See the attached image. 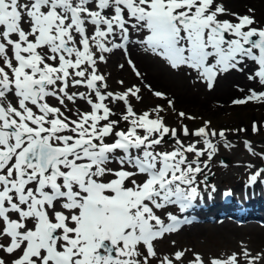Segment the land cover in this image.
I'll return each mask as SVG.
<instances>
[{
  "label": "snow or ice",
  "instance_id": "snow-or-ice-1",
  "mask_svg": "<svg viewBox=\"0 0 264 264\" xmlns=\"http://www.w3.org/2000/svg\"><path fill=\"white\" fill-rule=\"evenodd\" d=\"M227 14L217 0H0V252L12 257L0 256V264L182 260L183 251L158 256L154 242L179 221L169 214L165 223L157 210H184L201 195L197 175L216 152L210 137L224 131L208 121L194 131L169 127L159 105L138 114L131 99L142 100L141 87L108 91L99 66L115 50L127 56L134 43L171 69L195 73L209 89L218 75L243 72L251 61L248 80L264 87V27L249 15L220 18ZM127 64L142 80L131 58ZM248 102L264 103V91L250 88L232 101ZM118 103L124 109L117 116L109 104ZM167 104L175 110L171 99ZM181 133L200 139L185 144ZM169 136L171 150H158ZM242 255L247 264L259 259ZM189 264L204 261L194 254ZM208 264L239 260L234 253Z\"/></svg>",
  "mask_w": 264,
  "mask_h": 264
},
{
  "label": "bare ground",
  "instance_id": "bare-ground-1",
  "mask_svg": "<svg viewBox=\"0 0 264 264\" xmlns=\"http://www.w3.org/2000/svg\"><path fill=\"white\" fill-rule=\"evenodd\" d=\"M217 2L222 3L228 12L227 15L221 16V19H228L232 21L233 16L231 13H237L239 9H242L243 12L245 8L246 10L244 11L249 12V9H251L253 12H255L257 19H264V0H217ZM243 14L246 13H241L240 16H243ZM25 27L27 26L25 25ZM133 35H135L136 39L142 38L141 34ZM130 46L131 45L129 44L127 56L123 50H115L113 53L107 54V63L100 64L99 70L106 76L108 86L120 88L115 92H122L125 88L130 87L127 83L136 84L141 87L142 91L140 95L142 96V100L136 101L134 98L131 99L134 111L137 113L141 111L140 108H137L138 105H140L142 109H146L149 107V102L152 101L154 97H156L151 91L144 87V84L150 85L155 91L164 93L167 100L171 99L173 101L175 110L169 107L168 104L165 105V107L162 106V108L165 110L164 114L166 116L168 115V119L175 118L179 111H184L185 108H188L195 113L204 114L209 117L216 116L217 114H220V111H224L229 107L238 106L232 103V101L236 99L233 94L243 93L245 90L250 88L255 89L258 92L264 91V87L259 85L257 82L248 80V75L254 70L255 67L251 61L246 62L247 66H240L244 68L243 72L230 70L227 73L218 75L214 82L213 88L209 89L206 83L202 81H196L195 73L190 72V70L185 68L179 70L171 69L161 58L152 55L150 52H146L139 44H135V46H131V48ZM128 58L132 59L136 65V68L141 72L143 77L142 80L136 77L132 72V69L127 64ZM121 65H123V67H121ZM121 80L124 82L123 85L118 83V81ZM241 89H243V91H241ZM247 94L248 92L245 95ZM162 99L165 98H159V101ZM248 103L253 107H258V104H260L256 102ZM109 106L113 108L114 112L118 111L119 114L124 109L122 103L109 104ZM79 107H81L82 110H86V105L83 103H81ZM187 114L193 115L192 112H187ZM112 118L116 119L115 116ZM165 123L167 125L169 124L168 122ZM262 125L264 127V120ZM174 128L181 129L177 127V125H175ZM197 128L199 127H196L195 129ZM195 129L190 130L194 131ZM239 129H243V127L239 126ZM235 131L236 130H232V134H234ZM180 138L182 139V136H180ZM210 138L215 146L221 140V138L218 136ZM186 139L191 143L200 138L191 136L186 137ZM245 149L249 151L250 147L246 145ZM192 156L193 155L190 154L189 159H192ZM258 163L259 161L254 159H250L245 162L244 155L240 154V162L232 159L228 167L225 165L223 169L221 167L217 169V171H219L217 176L219 180L226 178L227 176H230V178L232 177L234 180L231 183L233 187L232 195L235 198L246 201L248 205V208H246L247 213L253 215V219H251L249 222L243 221L242 223H237L235 221H227L224 219V217H221L219 221L210 225L212 226V229L221 236L220 238L222 242L227 244V247L229 246V248L235 249L234 252L237 256H239L240 261H242L244 258L242 255L243 252H247L249 248L253 249L259 244L264 245V224H257V221H255L259 220V218L262 221L264 220V174L258 177L256 182H251L250 177L248 179H243L242 176L244 172H247L251 175L257 171H260L258 168L254 169L257 167L256 164ZM216 165L219 166V163H216ZM261 165L262 164H259L260 167ZM211 188L214 190L203 189L200 192L201 195L198 196L194 201V203L200 202V207L202 209L205 207L204 201H206V199L213 200L212 198H216V195L214 194L216 188ZM237 201L239 200H235V203ZM175 205L180 206L178 204ZM192 206L193 204L191 207ZM184 211L185 210H182V212ZM216 211H220L221 215L223 216H227L229 213L233 214V210L229 207L228 212L224 211L222 213L223 210H220L219 208ZM242 213L244 212L242 211ZM194 215L195 214H192L191 220H193ZM209 215H215V212L213 211ZM234 216L240 219L243 217L240 214H234ZM165 223L167 222L165 221ZM197 224L198 223H194L193 225L195 226ZM202 227L203 229H208V227L204 225H201V227L199 226V229ZM262 261L264 263V251L263 255H261L257 260L258 263H261Z\"/></svg>",
  "mask_w": 264,
  "mask_h": 264
},
{
  "label": "rangeland",
  "instance_id": "rangeland-1",
  "mask_svg": "<svg viewBox=\"0 0 264 264\" xmlns=\"http://www.w3.org/2000/svg\"><path fill=\"white\" fill-rule=\"evenodd\" d=\"M244 10H246V8ZM244 10L242 12V9H239L236 14H238L239 12V15L241 13H246L243 15H249L256 21L255 25H253L254 27H264V19L258 18V20L255 12H248ZM232 21H235L234 17H232ZM133 40H136V38H133ZM131 46L133 47L135 46V44L133 43L131 44ZM127 84L129 86L133 85L131 83ZM118 89L120 88L109 86L107 90L115 92ZM79 90L85 91L84 88H80ZM247 92L248 90H245L243 93L233 94V96L238 99L243 97ZM50 103H55V101L50 100ZM158 105L160 107H165V105H167V99H162L159 101V98L154 97L153 100L149 102V107L146 109H142L140 105L136 106L138 109L140 108V110L149 111ZM258 105V107H253L248 103L246 105L244 104L235 107H229L224 111H220V114L212 117L195 113L188 108H185L184 111H179L184 112L186 116H191L194 119L181 118L179 117V115H177L175 118L168 119V115L166 116L164 114L165 110L160 113V115L164 117L165 122L169 123V127H174L175 125H177V127L182 128L186 125L189 129H195L196 127H202L204 125V122L208 121L210 122L209 129L215 130L217 133L223 130L224 137H220L219 135H217L221 138V140L216 144V152L213 155L212 159L208 161V166L206 168H204L203 164H201L203 173L197 175V184L199 187V191H201L204 187H215L216 191L214 194L217 196V200L209 201V199H206V201H204L205 207L203 209L200 207V202H196V205L199 207L197 208V210L200 211L201 214L203 213V216L201 217L202 219H199L197 222L195 221L196 223H198L195 226L193 225L194 223L182 225L176 231L165 233L162 238L156 240L154 244L158 256L163 257L165 255H168L169 257H172L175 252L183 251L185 255L180 262H177V264H189V261L194 259V254H198L204 261V264H208L209 260L212 258L226 259L228 256H231L235 253V249L229 248V246L227 247V244L222 242L220 238L221 236L212 229V226H210L213 223L219 221L221 217H224V219H226L227 221H236L237 219L236 217H230L229 215L223 216L221 215L220 211H216L217 208H221L224 210L229 206H226V204H221V191L226 190L227 193H230V195H227L229 198V196H231L233 193V187L231 183L234 181L232 177L230 178V176L219 180L217 178L219 174V171H217V169L220 167L223 169L225 165H227L228 167L232 159L240 162V154H243L245 157V162L250 159L259 161V163L256 164L257 167H255L254 169L258 168L260 171L261 169L264 170V127L262 125L264 120V103H260ZM86 110H88L87 105ZM187 112H192L193 115H189L187 114ZM116 113L118 116L119 112L116 111ZM117 116L115 117L117 118ZM152 117L155 118V113H152ZM254 123L256 125L255 131L253 130ZM123 124L125 125V123ZM239 126L243 127V131H240ZM232 130H236L234 134H232ZM181 136L185 144L190 143V141L187 140L186 137H184L183 135ZM173 143L174 141L169 136L165 139L164 144L160 146L158 150H171ZM243 144H249V146L252 147L251 151L253 152V154L247 151L244 148ZM202 146L203 145L201 144L198 147ZM189 155L190 154H188V157ZM200 159L204 161L208 160V157L207 155H205ZM216 163H219V166H217ZM259 164H262L261 167L259 166ZM109 166L114 168L118 167L116 163H112ZM205 175H209V178L205 179ZM242 176L243 179H248L249 173L244 172ZM213 211L216 214L214 215L213 220L205 218V214L208 215ZM168 213V205L165 206L164 209L157 210V215H159L162 220L166 219ZM242 221L249 222L251 221V219L248 217V215H244L243 220H239L238 222ZM201 225L207 226L208 229H203V227L199 229V226L201 227ZM263 251L264 245L259 244L253 249L249 248L247 253H250L249 256L251 257H260L261 255H263ZM0 256H3L6 261H10L12 259V257H9L2 252H0ZM237 257L239 260V256ZM153 264H155V261H153ZM239 264H247L246 258L244 257L242 261L239 260ZM255 264L264 263L263 261L261 263H258L256 261Z\"/></svg>",
  "mask_w": 264,
  "mask_h": 264
}]
</instances>
